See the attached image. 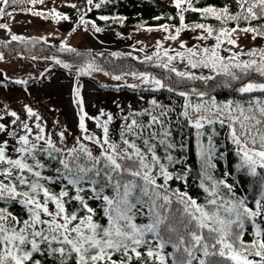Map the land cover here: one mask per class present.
<instances>
[{
  "label": "snow or ice",
  "instance_id": "6c2138e0",
  "mask_svg": "<svg viewBox=\"0 0 264 264\" xmlns=\"http://www.w3.org/2000/svg\"><path fill=\"white\" fill-rule=\"evenodd\" d=\"M168 2L174 11L152 17L163 22L140 20L134 29L163 33L151 52L109 53L154 65L163 73L133 68L112 78L132 89H165L182 103L173 99L164 104L152 96L146 107L129 105L125 112L113 101L115 114L104 107L90 114L78 78L102 71L96 57L104 54L93 56L91 49L73 47L69 36L81 28L93 35L104 31L93 9L104 22L123 24L126 17L116 11L99 14L111 0H61L74 12L61 10L55 0L50 6L44 0H0V18L7 17L0 19V29L10 40L38 39L76 57L75 66L58 54L48 58L77 78L71 97L78 130L68 143L66 133H71L59 118L52 122L53 132L30 104L23 103L18 112L0 102V264H264V44L245 48L240 43L244 35L264 40V0H225L220 6H200L198 0ZM17 12L67 21L68 34L58 40V48L43 35H19L10 27ZM189 13L198 14L199 20H189ZM210 18L216 23L205 22ZM186 30L195 33V43L181 38ZM9 39L0 44L7 47ZM210 39L213 42L207 43ZM176 60L184 67H177ZM52 67L48 64L39 76L45 77ZM127 76L138 82H129ZM29 79L0 72V87L14 82L30 95ZM216 88L247 94L248 99H218ZM49 107L58 111L55 105ZM173 114L175 122H183L178 125L181 132L185 124L192 129L202 201L187 190L191 166L183 153L189 145L182 135L174 137ZM144 115L147 120L139 119ZM117 118L119 128L113 132L110 125ZM88 120L96 130L88 128ZM217 124L238 157L236 171L225 170L219 178L213 174L214 161L217 155L224 159V152H218ZM239 172L251 178L254 208L225 179ZM172 181L183 182L185 188L173 187ZM14 206L18 210L13 211ZM247 224L250 239L244 238Z\"/></svg>",
  "mask_w": 264,
  "mask_h": 264
},
{
  "label": "rangeland",
  "instance_id": "374dc122",
  "mask_svg": "<svg viewBox=\"0 0 264 264\" xmlns=\"http://www.w3.org/2000/svg\"><path fill=\"white\" fill-rule=\"evenodd\" d=\"M169 4L168 0H158ZM55 3L59 7L61 0H55ZM52 0H44V5H51ZM44 5H38L43 7ZM6 20L7 17L1 18ZM10 27L13 32L25 37L30 36H45L46 40L51 42H57L63 36L68 34L70 25L68 22L60 21L53 22L50 20H44L41 17L17 12L14 16L13 21L10 23ZM48 32L59 33V35L48 36ZM132 35L127 39H121L114 35L113 32H101L93 35L91 32H85L82 28L77 30L75 33L69 36L68 43L75 48H88L96 51H120L129 52L132 51L134 55H143L153 50L154 42L157 38L163 39V33L153 30L151 32L147 30H141L131 33ZM195 33L189 30L184 31L181 34V38L185 39L187 43L192 44L195 41L192 39ZM0 37L9 39L5 30L0 29ZM140 41L141 43H136ZM213 42L211 39L207 43ZM263 40L257 38L251 39L250 36L244 35L240 38L245 48L252 46L259 47ZM135 44L134 48H130V45ZM165 44H172L173 47H177L175 42L165 41ZM144 47V52L141 53L139 49ZM52 64L53 67L60 66L56 65L50 59H33L27 57H15L6 61L0 60V72H6L9 76H30L27 88L30 95L24 91L25 86H12L10 88L0 87V102L8 103L13 109L18 112L21 109L23 103H28L31 106L37 108L41 113L42 119L46 122V127L50 131H55L53 127V120L59 118L60 125H67L69 133H66L67 142L71 143L72 137L78 132L76 128L75 110L76 106L72 103L71 87L72 83L68 80L66 74H63L59 70L50 72L45 77H40L39 74L48 64ZM177 67L183 68L179 60L174 62ZM52 67V68H53ZM104 84H120L123 83L121 80L109 79L106 76L96 73L94 75ZM37 77H39L37 79ZM126 79L129 82L134 81L131 76H127ZM81 94L83 96L85 110L90 114L104 107L107 110L112 111L114 114L117 112V108L113 101L119 103L120 107L125 108L130 99L120 95H113L104 93L103 90H99L92 84H85L81 86ZM50 105H55L58 111H51ZM2 106V103H0ZM118 119V118H117ZM87 126L90 130H96L95 125L91 120L87 121ZM56 139L55 135L53 137Z\"/></svg>",
  "mask_w": 264,
  "mask_h": 264
},
{
  "label": "trees",
  "instance_id": "16d2710c",
  "mask_svg": "<svg viewBox=\"0 0 264 264\" xmlns=\"http://www.w3.org/2000/svg\"><path fill=\"white\" fill-rule=\"evenodd\" d=\"M225 0H198V3L200 6H202L205 3H213L217 6H220L222 3H224ZM25 5L23 4H17L16 7L22 8ZM38 7V5H36ZM61 10L74 12V10L69 9L67 7H61ZM98 10L93 9V18L97 20V24L102 26L104 28L103 32H113L115 36L116 32L123 33L122 36H117L121 39H127L129 38L133 33L136 32L134 29L137 26V22L140 20H143L144 22L148 24L156 23V22H163V19L160 21H154L152 19L153 16H156L160 13V11H167L171 12L174 11V9L170 6V4H165L164 2L158 1V0H111V3L107 4L106 6H103L99 10V14H107L111 11L119 12L120 14L124 15L126 17L123 24L116 23L114 21H108L104 22L99 20ZM1 19V18H0ZM189 20H199L198 14L195 13H189L188 14ZM67 22V21H65ZM206 23H212L215 24L216 21L214 19H208L205 21ZM144 30V29H141ZM139 30V31H141ZM30 37H38V36H30ZM5 38L0 37V41L4 40ZM56 44L57 48L59 47L57 42H52ZM264 44V40L262 42ZM81 51L88 49V48H77ZM93 56H95V53L101 52L103 53V57H96V62L101 66L103 69L102 71H93L91 75L87 74H81V76L78 78L79 84L81 86L85 84H92L95 87H97L99 90H103L104 93H109L113 95H120L121 99L123 100V97H127L130 99V103L127 104L124 109L125 112L128 111V106L131 105L133 109H137L140 107H146V101L149 97L154 96L158 101L164 104H169L173 99L177 100V104L182 103V98H178L175 93H169L165 89H132L128 86H126L124 83L120 84H104L102 83L98 78H96L94 75L96 73H100L104 76H106L109 79L112 78V74H119L120 72H128L131 71L133 68L137 70H149L155 72L157 75H161L163 73V69L158 68L154 65H145L141 61H137L133 59L132 57H112L109 55L112 51H96L92 50ZM118 51V50H116ZM0 52L4 53L5 59L3 61L15 58V57H27V58H33V59H49L53 54L60 55L63 59L69 60V62L74 63L76 57L74 54L69 53H58L56 49L52 48V44H45L44 41L35 40L34 42H19V41H12L9 39V44L7 47H5L3 44H0ZM17 52H20L21 55H17ZM41 57H44L41 59ZM56 70H59L63 74H66L68 80L73 84L77 78L74 76V74L70 73L69 70L64 69L62 66H56L51 68L50 72H55ZM105 72L109 73L108 75H105ZM176 78L173 77V80ZM186 83V82H185ZM196 86L200 87V82H194ZM103 85H108V87H104ZM115 85H120L119 88L115 87ZM12 86H23V85H17L14 82L9 83L7 88H10ZM191 86V85H189ZM214 94L217 96L218 99H226L228 96L232 95L233 98L237 99H244L247 100L248 96L247 94H234L232 90L227 88H216L214 91ZM254 94H259L254 93ZM143 96L144 100H141L140 97ZM174 121L173 124V135L174 137L183 136L188 141V148L185 150L183 155L187 157V163L191 166V172L189 176L187 177V190L190 195L197 197L199 201H202L204 198L205 193L203 190L199 187V163L195 155L194 151V137L191 135L192 129L190 126L184 125V129L181 132L178 125L182 124L183 122H175V115L171 117ZM139 119L147 120V116L144 115L143 117H140ZM110 128L113 132H115L119 128V118L117 120H114L112 124L110 125ZM217 131L220 133L218 137H216L217 143L220 145L218 148L219 151L224 152V159H220L219 156L215 158V163L217 165L216 169L213 170V174L219 178L222 177L224 174V171L227 170L229 172H235V164L237 162L238 157H236L235 152L233 150V146L231 143L224 139V131L225 129L221 128L220 125H216ZM225 179L228 180L229 183L235 184V189L237 191L238 195H246L249 207H255L254 203V194L249 189V183H250V177L247 176L244 172L237 173V177L228 176L225 177ZM172 186H179L182 190L185 188V185L183 182H177L172 181ZM223 194H227L226 190L222 189ZM13 211L18 210L15 206L12 208ZM96 219H101V217L98 215ZM137 222L139 221V218H137ZM259 222V221H258ZM264 227V225H262ZM251 232V225H246V233H245V239H250L249 233Z\"/></svg>",
  "mask_w": 264,
  "mask_h": 264
}]
</instances>
